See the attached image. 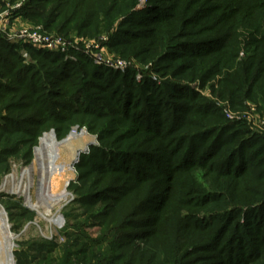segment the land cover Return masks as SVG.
<instances>
[{
	"label": "trees",
	"instance_id": "obj_1",
	"mask_svg": "<svg viewBox=\"0 0 264 264\" xmlns=\"http://www.w3.org/2000/svg\"><path fill=\"white\" fill-rule=\"evenodd\" d=\"M17 1L22 3L9 10L10 18L20 16L65 36L73 30L90 36L108 32L104 44L113 52L142 62L158 55L153 71L172 70L171 76L187 79L157 84L145 73L137 81L135 69L120 73L96 65L82 51L73 52L72 59L27 44L22 46L33 62L26 64L21 47L0 31V170L23 148L28 163L43 131L53 127L60 136L76 117L98 135L99 144L80 154L77 181L68 187L87 209L105 205L94 216L100 231L94 239L79 224L78 231L67 233L72 243L57 264H155L158 256L162 264H188L189 242L174 237L180 229L206 231L202 246L211 264H253L262 258L264 134L226 118L223 109L189 87L223 74L220 95L235 107L241 106L238 92L245 97L255 87L264 90L262 15L244 21L245 32L232 40L233 31L201 24L187 0H146L142 8L135 0L123 5L120 0H0V7ZM250 3L242 9L258 8ZM247 31L253 39L247 40ZM242 48L250 51L237 61ZM195 170L208 186L179 178H192ZM166 180L175 181L183 194L172 209L167 206L174 194L168 192L174 189L165 187ZM143 188L147 194L140 197ZM227 194L233 201L224 204ZM195 206L206 208L204 217L192 213ZM168 209L172 218L164 221L160 215ZM42 245L44 261L54 244ZM75 256L80 259L71 262Z\"/></svg>",
	"mask_w": 264,
	"mask_h": 264
},
{
	"label": "rangeland",
	"instance_id": "obj_2",
	"mask_svg": "<svg viewBox=\"0 0 264 264\" xmlns=\"http://www.w3.org/2000/svg\"><path fill=\"white\" fill-rule=\"evenodd\" d=\"M24 1V0H22ZM188 7L190 8V13L196 12L199 14L197 19H203L201 24L204 22H208L211 27L214 28V31H223L230 32L233 31L234 35L232 36V40L236 38H240L245 29L242 31L240 30L243 28L245 22L244 21H251L252 19H257L260 15V22L264 23V0H253L252 3L247 1L246 3L241 1L237 4L238 0H187ZM136 8L143 7L146 3V0H135ZM251 5L258 6L254 9L250 7H245L246 9H242V3L244 6L247 3ZM22 2L17 1L12 5L6 4L5 8L0 7V16L4 13L8 14L7 20H5L4 28L5 31H1L5 36L14 35V33H18L20 30L23 29H37L39 28L42 32L47 35L61 37L66 41L70 42L73 46L72 48L69 47L68 50L63 53L65 58H74V53L77 51H82L86 55H88L91 59L93 55H98L102 60L106 61H124L125 62V70H114L120 73L126 72L129 69H135L136 71V80L140 81L145 73H148L154 82L157 84H161L168 79H178L186 82L187 79H180L171 76L172 70L167 74H162L161 72H157L156 70H152L155 67V62L158 59V55L155 58L148 59L145 62H142L140 59L136 58L132 55L123 56L119 53L113 52L110 50L105 44L103 39H107L108 32H100L95 35H85L80 33L77 30H73L68 35H62L56 33L55 31H51L46 29L40 23H32L28 19L23 17L17 16L14 18H10V11L12 8L19 7ZM120 4H124L123 0L119 1ZM256 9V10H255ZM252 10V11H251ZM258 21V20H255ZM117 25V23H116ZM235 25V29L233 27ZM240 26L238 28L237 26ZM200 26V25H199ZM248 26V25H246ZM252 26V25H251ZM209 27V26H207ZM204 27L203 29H207ZM234 29V30H233ZM253 31V30H252ZM264 30L262 31V33ZM251 32L247 31V36L249 37L247 40L253 39L252 36H249ZM205 34V33H204ZM239 35V37H238ZM6 36L7 39H9ZM254 36H259L258 34ZM9 41V40H8ZM231 43V40H230ZM19 48L20 54L23 58L24 63L28 64L33 62L30 54L24 49L22 44H16ZM249 50L246 49H239L237 61L245 58L249 53ZM26 55H25V54ZM93 61V59H92ZM94 63V61H93ZM115 63V62H114ZM164 63H166L164 61ZM180 63V62H179ZM95 64V63H94ZM178 64V62H177ZM103 66V65H101ZM223 74H217L207 79L204 84H201L200 81L196 80L194 82L189 83V87L194 89L200 98L205 100H210L216 104L217 107L223 109L225 117L228 119H240L242 120L249 131L254 133L264 134V90L261 87H255L252 91L248 92L246 96L245 94L238 92L239 95L237 102H241L240 107H235L234 104L231 102L230 97L223 98L220 94L223 92V83L220 81ZM243 97V98H242ZM238 102V103H239ZM237 103V104H238ZM239 105V104H238ZM235 116L238 118H230L229 116ZM191 118V115H190ZM76 123H73L69 126L68 130L61 134L60 136L57 135L55 129L52 127L48 130L43 131L39 137L37 138V144L32 148V157L28 163H23V151L25 148L21 149L16 156L8 157L6 159V166L7 169L5 171L0 170V187L1 182L4 177L13 173V171L19 175L24 167H28L33 162L35 155L38 153L39 148L42 147L45 138L48 135H53L56 141H62L67 136L70 135L72 132L82 133V140L76 143L75 147L73 148L72 155L69 161L64 164L63 170L65 171L66 175L64 179V190L69 194V197L65 204L59 209L58 214L54 217L52 223L49 225L45 220L38 219L37 214L34 210H31L26 206L24 203V198L22 196L11 194L6 190L0 189V237L1 238H8L10 239V251L12 252V258L14 264H57L58 260L61 257L62 250L69 244L72 243L71 236L74 231L79 229V224H82V228L84 232L89 235V237L97 239L99 231L97 228L93 226L96 223L95 215H98L101 211L104 210L103 207L105 205L103 203H98L94 205L92 208L87 209L84 205L79 204L74 198L76 195L74 194L73 190L68 187L70 181L76 182L78 177V170L75 166L79 162V156L81 153H87L89 147L92 145H98V135L96 133H91L87 129V123L83 121L81 117H76ZM86 123V124H84ZM82 124V125H80ZM96 139V140H95ZM95 143V144H94ZM38 147V148H37ZM37 148V149H36ZM36 149V150H35ZM57 150V149H55ZM51 151V154L56 153V151ZM1 169V168H0ZM194 175L192 178L188 175H181L179 178L184 182H196L198 184H202L203 186H208V182L201 176L200 172L197 170L194 171ZM33 175V174H32ZM34 176V175H33ZM165 187L168 185L172 187L173 190H169L168 194H174V199L169 202L168 208H173L174 206L178 207L180 205V199L183 197V194L178 189V185L175 181H167L164 182ZM32 190V189H31ZM229 193V192H228ZM32 194H34V189L32 190ZM146 188H143L139 191V196L142 197L146 195ZM170 195V194H169ZM228 198L224 200V204H227L229 201H233V195L227 194ZM171 197V195H170ZM195 199V198H192ZM192 204L194 200H191ZM124 208L122 212L126 213V207L123 205ZM22 207L27 208L28 210L32 211V215L26 214ZM5 213L3 212V210ZM88 210V211H87ZM55 209H52L54 212ZM188 211L183 210L182 215H186ZM194 214H197V217H204L206 214V208L201 207L197 208L196 206L193 208ZM6 215V216H5ZM160 217L164 221H168L172 218L170 213V209L168 211L161 213ZM2 222V224H1ZM10 227V228H9ZM77 227V228H76ZM162 227V226H161ZM164 229L165 228H158ZM78 231V230H77ZM183 232L181 229L177 230L174 234V237H179L181 244L185 242H189L188 252L186 247L184 248L183 253H185L184 260L190 261L188 264H211L208 261L206 255V249L202 246L205 242H207V235L206 231H193V230H184ZM43 233V234H42ZM169 235V234H167ZM16 236V237H15ZM15 237V238H14ZM46 240H50L53 242L54 245L50 247V251L46 254V260L41 261L40 258L44 255L46 249H43L42 243ZM156 240V239H155ZM159 240H156L154 243H157ZM191 243V244H190ZM103 249V246L101 247ZM99 248H96V251ZM78 256L70 257V261H74L80 259ZM41 261V262H39ZM92 261H96L95 259ZM92 262V263H94ZM163 259L161 256H158L156 259L155 264H162ZM0 264H7L6 259L0 254ZM73 264V263H68ZM74 264H82V263H75ZM253 264H264V256L260 258L257 262Z\"/></svg>",
	"mask_w": 264,
	"mask_h": 264
},
{
	"label": "bare ground",
	"instance_id": "obj_3",
	"mask_svg": "<svg viewBox=\"0 0 264 264\" xmlns=\"http://www.w3.org/2000/svg\"><path fill=\"white\" fill-rule=\"evenodd\" d=\"M81 140L82 133L76 132L70 133L62 141L48 135L31 165L24 167L19 175L13 171L4 177L0 189L22 196L26 206L36 212L37 218L50 225L69 197L64 190L63 178L66 173L63 166L69 161L76 143ZM53 150L56 153L51 154ZM31 189H34V194ZM52 209L55 211L52 212ZM0 254L7 264H14L10 239L0 237Z\"/></svg>",
	"mask_w": 264,
	"mask_h": 264
},
{
	"label": "built area",
	"instance_id": "obj_4",
	"mask_svg": "<svg viewBox=\"0 0 264 264\" xmlns=\"http://www.w3.org/2000/svg\"><path fill=\"white\" fill-rule=\"evenodd\" d=\"M8 14L4 13L0 16V30L5 31L4 28L5 20H7ZM7 36V35H6ZM9 42L22 44V45H30L36 49L46 50L51 52L65 53L69 47H73L70 42L66 41L61 37L50 36L42 32L39 28L37 29H23L20 30L17 34L7 36ZM104 42L107 40L103 39ZM25 54V53H24ZM26 55V54H25ZM94 63L96 65H103L110 67L114 70H125V62L124 61H106L102 60L97 54L92 57ZM115 62V63H114ZM230 118H234L233 116H229ZM238 118V117H235Z\"/></svg>",
	"mask_w": 264,
	"mask_h": 264
},
{
	"label": "water",
	"instance_id": "obj_5",
	"mask_svg": "<svg viewBox=\"0 0 264 264\" xmlns=\"http://www.w3.org/2000/svg\"><path fill=\"white\" fill-rule=\"evenodd\" d=\"M96 140V139H95ZM95 144V143H94ZM3 210V209H2ZM3 212L5 213V211L3 210ZM6 214V213H5Z\"/></svg>",
	"mask_w": 264,
	"mask_h": 264
}]
</instances>
